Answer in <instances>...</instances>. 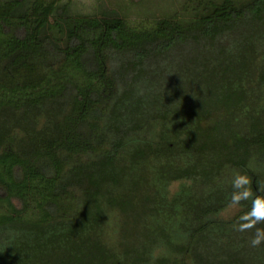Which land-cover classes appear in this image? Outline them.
<instances>
[{
  "label": "trees",
  "instance_id": "obj_1",
  "mask_svg": "<svg viewBox=\"0 0 264 264\" xmlns=\"http://www.w3.org/2000/svg\"><path fill=\"white\" fill-rule=\"evenodd\" d=\"M261 85L264 0H185L138 27L113 11L74 13L62 0H0V264H149L156 235L139 252L109 239L111 207L128 205L117 193L123 153L131 163L185 156L146 202L196 178L211 190L186 208L196 224L157 231L173 258L156 264H264V241L261 257H240L217 252L214 240L241 216L264 231L253 215L264 201V109H248ZM241 113L245 133L233 128ZM188 154L215 164L193 166ZM223 165L249 182L215 188ZM230 203L241 209L225 219Z\"/></svg>",
  "mask_w": 264,
  "mask_h": 264
},
{
  "label": "rangeland",
  "instance_id": "obj_2",
  "mask_svg": "<svg viewBox=\"0 0 264 264\" xmlns=\"http://www.w3.org/2000/svg\"><path fill=\"white\" fill-rule=\"evenodd\" d=\"M68 3L72 12L78 14H93L99 11H113L121 15L131 26H147L150 22L157 18L168 17L175 14L180 7L184 4L185 0H62ZM165 71L171 73L176 71V67H165ZM144 83V82H141ZM158 83V82H157ZM159 91L166 92L169 88V84L164 81L159 83ZM138 88L143 92L150 90L145 84H139ZM261 90L263 97L257 102H251L249 104V110H261L264 109V85L258 87ZM158 91V89L156 90ZM160 91V92H161ZM247 110V109H246ZM248 111V110H247ZM248 118V117H247ZM234 129L245 133L248 132V120L245 117V113L238 114L233 120ZM126 153H123L124 165L126 167L125 175L121 188L117 190L119 195H124L128 205L124 207H111L115 209L113 213L114 219L111 221L109 229L110 243L119 250L135 249L139 250L146 245L150 244L153 235H156L155 241L157 246L154 247L153 255H151V261L149 264H156L158 259H171L173 258L168 252L169 248L165 241L159 237L157 231L161 229L172 228L174 234L182 233L180 228L181 224L194 222L196 209H186L187 206L193 202L192 205H201L203 199L211 191L207 186L201 185L198 178L191 182V189L187 188L182 192L174 195L161 194L160 199L155 198L154 202H146L147 199L154 198L153 192L158 191L160 194V188L165 183V178L168 176L166 173L167 168H172L179 164H185V156H181L178 159H171L163 155L151 156L144 161L133 162L129 160ZM187 163H191L193 166L201 165L202 162L205 165H212L214 160L206 159L201 160L194 156L187 155ZM215 164V162H213ZM260 170L264 171V165L260 167ZM236 168L231 165H223L221 174L214 179V186L219 190L223 188L233 186V181L238 175ZM178 184H173L171 191H175ZM238 195L237 192L233 194ZM264 204V201L262 202ZM172 208V209H170ZM126 209V211H125ZM130 209H133L130 211ZM237 207L231 206L222 212V217L225 219H232L237 213ZM249 220V218L247 219ZM251 224L252 227L241 230L243 225ZM225 236H217L214 240L218 245V250L222 251L226 249L228 252L238 253L240 257H244L246 254L248 257L254 252L261 257L260 245L253 247L251 240L254 238L257 230L255 225L249 221L245 222L244 216L237 219L230 224L222 225ZM149 236L151 238H149ZM193 242L197 238L192 239ZM225 243V244H221ZM120 246V247H119ZM241 249V250H240ZM202 250V249H201ZM225 251V250H224ZM203 253V252H202ZM210 255V254H209ZM208 255V256H209ZM155 260V261H154ZM124 264H133L132 260L128 258L123 259ZM138 264V263H136ZM188 264H192L189 258Z\"/></svg>",
  "mask_w": 264,
  "mask_h": 264
},
{
  "label": "clouds",
  "instance_id": "obj_3",
  "mask_svg": "<svg viewBox=\"0 0 264 264\" xmlns=\"http://www.w3.org/2000/svg\"><path fill=\"white\" fill-rule=\"evenodd\" d=\"M248 182L249 181H248V179L246 177L237 175L235 177L234 181H233V186L235 188H241L244 185H246ZM242 195H243V197H246L248 195V193L245 192ZM241 198H242L241 195H234L233 196V201L234 202H238ZM259 211L261 213H264V204H262L261 210H259ZM257 213H258V211H254L253 212V215L256 217V220L257 221L264 220V214H257ZM249 227H252V225L251 224L243 225L241 227V230L243 231V230H245L246 228H249ZM262 241H264V231H261V230L258 229L256 234H255V236H254V238L251 240V245L253 247L259 246L262 243Z\"/></svg>",
  "mask_w": 264,
  "mask_h": 264
},
{
  "label": "flooded vegetation",
  "instance_id": "obj_4",
  "mask_svg": "<svg viewBox=\"0 0 264 264\" xmlns=\"http://www.w3.org/2000/svg\"><path fill=\"white\" fill-rule=\"evenodd\" d=\"M227 199H228V201L231 199V196H228L227 197ZM208 201V200H207ZM204 201V204H205V208H207L208 207V205L210 204H215V205H217V201H213L212 203H211V201ZM249 204H253V195H251L250 197H249ZM206 202V203H205ZM231 206H235V207H237V209H241L240 207H239V205L238 204H228V205H226V207H224V208H222V209H228L229 207H231ZM216 207H218V205L216 206Z\"/></svg>",
  "mask_w": 264,
  "mask_h": 264
},
{
  "label": "snow or ice",
  "instance_id": "obj_5",
  "mask_svg": "<svg viewBox=\"0 0 264 264\" xmlns=\"http://www.w3.org/2000/svg\"><path fill=\"white\" fill-rule=\"evenodd\" d=\"M257 214H264V213H261L259 210H258V213Z\"/></svg>",
  "mask_w": 264,
  "mask_h": 264
}]
</instances>
